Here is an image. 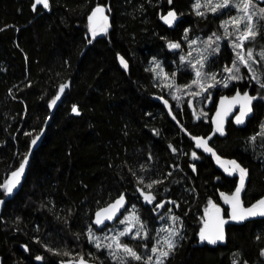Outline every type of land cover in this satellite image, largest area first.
<instances>
[{"label":"trees","instance_id":"trees-1","mask_svg":"<svg viewBox=\"0 0 264 264\" xmlns=\"http://www.w3.org/2000/svg\"><path fill=\"white\" fill-rule=\"evenodd\" d=\"M34 2L0 0V200L2 185L49 121L22 181L0 209V264H60L80 256L90 264H116L90 242L89 230L103 231L93 224L94 213L122 193L127 206L139 196L150 227L147 240L122 237L138 253L155 242L161 219L176 217L179 241L165 264H264V218L230 222L217 245L200 240L210 202L229 216L223 197L239 185V172L230 175L216 157L247 170L240 193L246 207L264 198V88L253 83L258 99L246 126L229 122L227 135L210 140L212 152H206L196 140L212 131L211 110L197 118L189 99L176 104L154 67L161 61L178 84L192 87L191 66L179 52L185 54L187 40L196 36L215 41L213 33L223 39L213 45L219 47L215 57L232 64L236 50L221 27L224 9L197 15L194 0H49L48 8L33 10ZM97 4L106 8L109 26L93 38L88 16ZM170 11L177 16L171 25L162 19ZM255 42L262 48L264 33ZM240 75L244 79L214 90L233 91L249 79L245 67ZM160 97L171 101V111ZM145 181H161L150 190L158 201L171 200L160 213L138 192Z\"/></svg>","mask_w":264,"mask_h":264},{"label":"snow or ice","instance_id":"snow-or-ice-1","mask_svg":"<svg viewBox=\"0 0 264 264\" xmlns=\"http://www.w3.org/2000/svg\"><path fill=\"white\" fill-rule=\"evenodd\" d=\"M171 3V0H169ZM38 4H42L44 8L49 7V0H35L33 4V10H35ZM204 7L207 8L212 13H216L221 9H227L229 7L235 8L238 12V15L232 16L229 20L223 21L221 27L224 29L225 36L234 37L232 41V47L236 50L235 60L231 67H225L223 71L230 73L228 77L229 80H239L242 79L240 73V67L237 65H243L248 72L251 74V78L260 83V87L264 88V80L261 79V74L257 73L256 68L253 67L254 64H260L261 61H264V50H261L256 55L259 56V60H257L254 56L253 49L251 47L245 49L246 42H252L256 39L257 35L260 33V29L264 27L261 24V21H264V8H257L256 0H204V3L201 4L200 0H196L195 8L197 9V15H204V12H201L200 9ZM103 9L97 7L89 16V21H93L97 14H103ZM106 19V17H105ZM162 19L165 23L171 25L176 19V13L174 11L168 12L166 16H163ZM231 28V31L229 29ZM102 31H106L102 29ZM93 38L97 35L95 25L91 28ZM216 40L218 41L221 37L217 36L213 33ZM215 41L212 38H209L208 47H211L212 43ZM169 48H179L180 45L178 43H170ZM219 51V47L213 49V53ZM207 60V57H204L202 60H198L197 64L200 65V68H197L195 64L192 65L195 70L196 79L192 81L193 84L199 85L201 89L206 90L204 85L201 83L202 79H204L205 74L202 69L204 67V61ZM121 64L127 68V63L121 58ZM160 66L157 65V68ZM264 67V65H262ZM162 72V69H161ZM165 78H167L165 76ZM212 80H215V74H212L210 77ZM171 87L172 85H167ZM213 84H208L207 87H213ZM227 87V83L224 84ZM67 85H63L60 88V92L62 93ZM190 87V85H189ZM179 91V89H177ZM197 95L199 93H196ZM177 98L178 97H174ZM59 99V96L56 97L55 100L52 101V104L56 103V100ZM254 97L249 96L246 92L241 96L239 93L235 97L232 98L230 103H239L240 111L239 115L236 117V123L242 124L244 123L245 117L251 113V102ZM167 103V101H165ZM72 111L79 114V110L73 106ZM217 116H220V113H217ZM217 132L223 135V127L222 124H217ZM261 135H264V131L261 132ZM39 136L35 137L31 143L35 145ZM253 140L255 137L252 138ZM196 146L198 148H203L206 152H212V149L208 147L207 140L197 139ZM175 151V149H173ZM215 155V153H212ZM193 157L195 158V153H193ZM217 162L221 163L224 167L225 171L230 175L236 172H239V186L235 189V192L231 196H224L223 199L225 203L231 205V219L234 221H243L248 219L249 217L261 216L264 217V198L257 201L256 204L252 205L249 208H244L240 201V193L244 190L245 179L247 176V170L242 168L236 161H227L221 162L219 157H216ZM27 164V158H25L24 162H22L19 166V169L12 172L11 179L7 180L3 185V189L5 193L8 195L13 194L14 189L20 184L21 178L24 175L25 166ZM226 165H231V167H227ZM161 181H152L146 185V188L151 189L154 184L160 183ZM143 183V180H141ZM141 194L144 196V199L147 203H152L155 200V196L151 193L145 194L143 191ZM2 203V201H0ZM124 205V197L120 196L113 204H111L108 208L103 209L101 212L96 213L95 223L97 225L104 224L105 220H113L116 217L117 212ZM157 207H163V205H157ZM210 209L214 210L216 214V219L213 225L205 224L204 229L200 232V240L202 242L207 241L210 244H216L219 241L224 240L223 233V225L226 221L219 217L220 209L210 202ZM207 211V210H206ZM176 217H173V221H175ZM135 221V223H133ZM122 224H127L129 226L125 227L123 230L119 231L115 235L111 237H104V240L109 241L108 243H102L100 237H96L91 231H89V240L94 244L97 250L104 248L108 251V254L113 258L116 264H129V261H139L142 264H164L165 260L168 258L170 253H172L176 248V242L174 237L178 236L179 233L175 229H172L168 232V235L163 238V240H157L156 243L149 250L150 255H142L136 251L134 247L129 246L126 243H123L121 238L125 236H130L132 239H148V232L144 230V225L140 222L139 217L133 215L130 218H126L125 220L120 221ZM139 225V230L133 233V228ZM167 231V230H164ZM147 248V245H144ZM51 251V249H49ZM59 254V253H56ZM64 255H69V253L65 252ZM155 257V259H154ZM37 260L43 259L42 257H36ZM63 264V262H62ZM66 264H87V261L80 256L76 261H68Z\"/></svg>","mask_w":264,"mask_h":264},{"label":"rangeland","instance_id":"rangeland-1","mask_svg":"<svg viewBox=\"0 0 264 264\" xmlns=\"http://www.w3.org/2000/svg\"><path fill=\"white\" fill-rule=\"evenodd\" d=\"M200 2H201V4H203L204 0H200ZM195 3H196V0H194V2H193L194 8H195ZM257 3H256L257 8H264V7H260ZM203 8L204 7H202L200 9L201 12H203ZM195 10L197 12L196 8H195ZM222 15H223L222 21H225V20H229L232 16L238 15V12L235 8L229 7L227 9L223 10ZM176 20H177V16H176L175 21ZM108 26H109V19H108V15H107L106 19H104V21L101 23V25L96 29L97 33L105 32V31H102V29L106 28V30H107ZM262 29H263V27L260 29V33L263 34L264 32H261ZM229 30L231 31V28ZM256 40H257V37L254 41L249 42L250 44H249L248 48L251 47L253 49V53H254L255 58L257 60H259V56H257L256 54L258 52H260L261 50H264V44H263L262 48L257 49L256 48V42H255ZM222 42H223L222 37L218 41L215 39V42L212 43L211 47H208V43H209L208 39L205 40L201 37L196 36L194 38L187 40L188 51L185 54L179 50L180 51L179 57H180V60L182 61V63H189V65L191 66L192 81L196 79L195 70L193 69L192 65L195 64L197 68H200V65L197 64V61L202 60L204 57H207V60L204 61V67L202 69L203 73L205 74V77L201 81V83L204 85V88L206 90L201 89V87L199 85H196L193 83H191L193 85L192 87L191 86L190 87L189 86H182V85L178 84V82L176 81L175 73L170 74L169 72H167L161 66V61H155L154 62L155 68H157V65L160 66L159 68H157V73H156L159 76L158 77L159 84L161 87L165 88V91L169 95V98L171 100H173L176 104L181 105L182 102L186 98L190 100L191 97H193V98L196 97L195 106L197 107V109L195 110V113H196L197 118L205 115V113H206L204 105L206 102L207 93L214 90L217 87H224L225 83H227V85H230L234 81V80L228 79V77L230 76V73L223 71V69L225 67H231L233 62L230 65H228L226 63H219V61L215 57L216 54L213 53V49H214L213 45L218 43V46H219V45H221ZM179 49H180V47H179ZM245 49H247V48H245ZM234 56H236V51H235ZM262 65H264V61H261L260 64H254L253 65V67L256 68V70H258L257 71L258 74H260V72L262 70L264 71V67H262ZM237 66L240 67V71H241V68L243 67V65L238 64ZM161 69H162V72H161ZM212 74H215V80H212L210 78ZM165 76L167 78H165ZM248 76H249L248 78L251 81H253V83L254 82L258 83L256 80H253L251 78L250 73ZM242 79H244V78H242ZM169 84H171L172 86L168 87L167 85H169ZM208 84H213L214 86L209 88V87H207ZM177 89H179V91ZM196 93H199V94L197 95ZM174 97H178V99L174 98ZM160 100L163 102L166 109L168 111H171V107H170L171 101L167 98H164V97H160ZM165 101H167V103H165ZM141 180L144 181V177L142 175H141V177H139V181H141ZM148 183H151V182L145 181L142 186H139L138 192H140V193L142 191L143 192H151L150 189L146 188V185ZM137 199H139L138 195H136V201L131 203L129 206L126 207L124 212L120 215V217L117 219V221L114 224H112L111 227H105L104 229H102L103 231L100 233H98V232H96V233L92 232V233L96 237H100L102 243H108L109 241L104 240L103 238L104 237H111V236L115 235L116 233H118L119 231L123 230L125 227L129 226L127 224L120 223V221L125 220L126 218H130L133 215L139 217L140 222L144 225V230L148 232L150 227H149V225L146 226L144 224L145 220L141 217V214L139 211L140 205H139V202ZM142 200H143V197H142ZM127 208H129V209H127ZM209 210L210 209L207 210L206 216L208 215ZM156 212L160 213L161 210L156 209ZM161 220L162 221L161 222L159 221L157 224V230L158 231H157V235H155V242L153 244H151L147 249H145L142 252V255H145V256L150 255L151 253L149 250L156 243V241L157 240H163V238L166 237L168 235V232L171 231L172 229H175L179 233V227L177 226V224L174 223L173 220H163V219H161ZM133 223H135V221H133ZM137 230H139V225H136V227L133 228V233H135ZM164 230H167V231H164ZM174 239H175V242L177 244L179 241L178 236H175ZM121 240H122V238H121ZM154 259H155V257H154ZM166 260H165V262H166ZM165 262H164V264H165Z\"/></svg>","mask_w":264,"mask_h":264},{"label":"water","instance_id":"water-1","mask_svg":"<svg viewBox=\"0 0 264 264\" xmlns=\"http://www.w3.org/2000/svg\"><path fill=\"white\" fill-rule=\"evenodd\" d=\"M256 1H257L258 3H260V4H264V0H256ZM97 7H100V8H102V9L104 10V11H103V14H102V15H101V14H97V16L94 18L93 21H89V16H91L92 12H93ZM89 16H88V21H89V24H90V25H89V27H90V34H91V36H92V32H91V28H92V26L95 25V27H96V29H97V28L101 25V23L104 21L105 17L107 16V13H106V10H105L104 6H102V5H98V6H95V7L93 8V10L90 12ZM92 37H93V36H92ZM63 85H67V87L64 89V91H65V90L69 87V82H67V83H65V84H63ZM63 85H62V86H63ZM60 88H61V87H60ZM64 91L61 93L60 90H59L58 96H61V94H63ZM245 92H246L249 96L254 97V99H253L252 102H251V108H252V111H251V113L248 114L247 117H245V119H244V123H242V124H238V123H236V117L239 115L240 104H239V103H230V102L232 101V98L235 97V96L237 95V93H239L241 96H243V94H244ZM159 99H160V98H159ZM193 100H194V98L191 97V99H190V104H191V105L193 104ZM255 101H256V96H255L254 94H251L250 89H247V90H245L244 92H242V91H240L239 89H237L232 95L222 94L221 96H219V98H218V100H217V103H216V107H215V109H214V111H213V113L211 114V117H210V121H211V123H212V131L210 132V134H209L207 137L199 138V139L207 140V143H208V142H209L210 140H212L215 136L225 137V136L227 135V127H228V123H229V121H230L231 119L233 120V124H234L235 126H237V127H244V126H246L248 120L254 116V112H255V110H254V103H255ZM208 102H210V101H208ZM75 107L78 109V107H77L76 105H75ZM170 107H171V106H170ZM72 112H73V111H72ZM218 112L220 113V116H217V113H218ZM73 113H74V112H73ZM48 123H49V121L46 122L45 127L42 129V131H41L40 134L38 135V136H39V139L37 140V143H36L35 145H32V143H31L30 150H29V152H28V155L26 156V158H27V164H26V166H25L24 174H25V172H26V170H27V166H28L29 160H30V158H31V156H32V154H33V152H34V149H36V148L38 147V145L40 144L42 138L44 137L45 128H46V126H47ZM218 123L222 124V127H223V135H221L219 132L216 131V129H217V124H218ZM11 174H12V173H11ZM9 179H11V175L8 177L7 180H9ZM22 179H23V176H22V178H21V181H22ZM7 180H6V181H7ZM238 186H239V185H238ZM238 186H237V187H238ZM16 189H17V188H16ZM16 189H14L13 194H11V195L6 194V196L3 197V198L0 200V201H2V203H0V209H1L2 205H3V203H4L8 198H10V197H12V196L14 195V192L16 191ZM234 192H235V191H234ZM144 193H145V194H147V193H151V194L154 196V194H153L152 192H144ZM141 195H142V194H141ZM120 196H123V197H124V205H123V207H121V208L119 209V211H118L117 214H116V217H115L113 220H105L104 224L97 225V224L95 223V220H96V213H97V212H101V211H102L103 209H105V208H108V207H109L111 204H113L117 199H119ZM120 196H118L116 199H114V200L111 201L110 203H108V204L102 206L101 208H99L98 210L95 211V213H94V218H93V224L96 225L97 228H99V229H103V228H105L106 226L113 224V223L116 222V220L120 217V215L124 212V210L126 209V207H127V205H128V199H127L125 193H122ZM142 197H143V201H144L145 204H152V203H147V202L145 201L143 195H142ZM169 201H171V200H169ZM240 201H241V204H242V206H243L244 208H249V207H246V206L243 204V201H242V199H241V195H240ZM229 205H230V204H229ZM217 207L220 209L219 217L222 218V219H224V220L226 221V223L223 225V233H224V238H225V236H226V226H227L230 222H232V221H234V220L231 219V214H230L229 216H227V215L225 214L224 210H223L221 207H219V206H217ZM230 207H231V205H230ZM231 211H232V208H231ZM257 217H259V218H264V217H261V216H255V217H249L248 219H253V218H257ZM215 219H216V214H215L214 210L210 209L209 212H208V215H207V221H208L207 224L210 225V226L213 225ZM221 242H222V241H219V242H217L216 244H211V245H217V244H219V243H221ZM209 244H210V243H209ZM84 259H85V258H84ZM76 260H78V259H68V260H65V261H60V264H62V262H63V264H66V262H68V261H76ZM85 261H87V260L85 259ZM87 264H90V263L87 261Z\"/></svg>","mask_w":264,"mask_h":264},{"label":"flooded vegetation","instance_id":"flooded-vegetation-1","mask_svg":"<svg viewBox=\"0 0 264 264\" xmlns=\"http://www.w3.org/2000/svg\"><path fill=\"white\" fill-rule=\"evenodd\" d=\"M252 86H253V81H251L249 79H246V80H244L243 85H236L234 90L231 91V92L226 90V91H224L222 93H218L217 91L212 90V91L207 93L206 102H205L204 107L206 109H208V111L211 110V114H212L214 109H215V107H216V103H217V100H218L219 96H221L222 94L232 95L237 89H239L242 92H244L247 89H250L251 94H254L256 96V101H257L258 95L253 92ZM195 100H196V97H194L193 103L195 102ZM208 101H210V102H208ZM256 101H255V103H256ZM255 103H254V108H255ZM191 107H192L193 110L197 109L195 104H192ZM229 122L233 123V120L231 119ZM151 192L154 194L155 200L152 202V204H147V205H149L150 207H152L155 210L156 209H160L162 211L163 207L165 206V204H167L169 201H165V200L158 201V198H157L156 194L153 191H151ZM158 204L159 205H163V207H157Z\"/></svg>","mask_w":264,"mask_h":264},{"label":"bare ground","instance_id":"bare-ground-1","mask_svg":"<svg viewBox=\"0 0 264 264\" xmlns=\"http://www.w3.org/2000/svg\"><path fill=\"white\" fill-rule=\"evenodd\" d=\"M93 5H94V4H93ZM95 5H96V4H95ZM97 5H98V4H97ZM92 7H93V6H92ZM189 8H190V7H189ZM105 9H106V8H105ZM190 10H191V9H190ZM167 96H168V95H167ZM189 96H190V95H189ZM59 102H60V101H59ZM109 203H110V202H109ZM146 205H147V204H146ZM116 221H117V220H116ZM114 223H115V222H114ZM114 223H113V224H114ZM111 225H112V224H111Z\"/></svg>","mask_w":264,"mask_h":264}]
</instances>
